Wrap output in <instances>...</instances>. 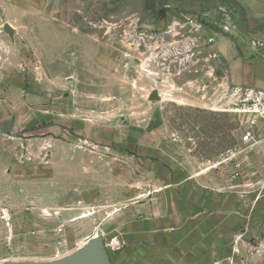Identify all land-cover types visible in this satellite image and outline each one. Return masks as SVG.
Returning a JSON list of instances; mask_svg holds the SVG:
<instances>
[{"label":"rangeland","instance_id":"rangeland-1","mask_svg":"<svg viewBox=\"0 0 264 264\" xmlns=\"http://www.w3.org/2000/svg\"><path fill=\"white\" fill-rule=\"evenodd\" d=\"M222 38L264 44V0H0V264L95 235L111 264H144L120 233L136 193L138 218L174 211L188 177L236 185V236L208 264H264V144L241 141Z\"/></svg>","mask_w":264,"mask_h":264},{"label":"crops","instance_id":"crops-1","mask_svg":"<svg viewBox=\"0 0 264 264\" xmlns=\"http://www.w3.org/2000/svg\"><path fill=\"white\" fill-rule=\"evenodd\" d=\"M216 45L226 62L225 86L264 89V44L234 43L222 38ZM256 144H264V138L255 140L253 146ZM196 184L190 177L169 184L168 187L180 189L173 188L171 195L177 202L176 209L169 211L168 203L162 213L152 212L142 218H138L136 193V201L131 205L134 216L120 233L133 241L130 253L134 252L142 263L208 264L222 253L225 241L235 238L233 228L239 214L232 204L224 208V201L229 197L232 201L231 191L236 185L228 184L230 193L224 195ZM169 198L167 195L166 200ZM144 207L148 209L147 205ZM226 223L229 229L224 230Z\"/></svg>","mask_w":264,"mask_h":264},{"label":"built area","instance_id":"built-area-1","mask_svg":"<svg viewBox=\"0 0 264 264\" xmlns=\"http://www.w3.org/2000/svg\"><path fill=\"white\" fill-rule=\"evenodd\" d=\"M227 95L237 111L252 118L253 129H246L241 141L245 144L255 142L254 129H262L264 132V89L228 87Z\"/></svg>","mask_w":264,"mask_h":264},{"label":"water","instance_id":"water-1","mask_svg":"<svg viewBox=\"0 0 264 264\" xmlns=\"http://www.w3.org/2000/svg\"><path fill=\"white\" fill-rule=\"evenodd\" d=\"M5 30L10 31L11 27L6 25ZM149 99L159 100L160 95L157 91H153L150 94ZM54 264H111V262L101 238L98 236H92L89 239L88 244L80 251L66 260Z\"/></svg>","mask_w":264,"mask_h":264},{"label":"bare ground","instance_id":"bare-ground-1","mask_svg":"<svg viewBox=\"0 0 264 264\" xmlns=\"http://www.w3.org/2000/svg\"><path fill=\"white\" fill-rule=\"evenodd\" d=\"M95 236H97V235H95Z\"/></svg>","mask_w":264,"mask_h":264}]
</instances>
